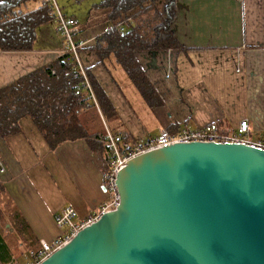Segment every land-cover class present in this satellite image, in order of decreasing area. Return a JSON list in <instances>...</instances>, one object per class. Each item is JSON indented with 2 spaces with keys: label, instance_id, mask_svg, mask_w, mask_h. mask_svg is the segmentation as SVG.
<instances>
[{
  "label": "crops",
  "instance_id": "1",
  "mask_svg": "<svg viewBox=\"0 0 264 264\" xmlns=\"http://www.w3.org/2000/svg\"><path fill=\"white\" fill-rule=\"evenodd\" d=\"M102 1L57 0L78 21L81 61L118 117L109 126L97 106L84 109L79 121L88 135L109 130L142 140L210 123L224 130L246 119L253 136H264V0H177L171 27L181 49L134 53L162 101L153 108L112 56L101 63L92 51L110 27L108 12L97 9ZM156 3L162 10L163 0ZM62 47L49 22L37 28L32 50L0 51V87L61 56ZM0 170L7 196L38 244L63 231L54 224L62 209L71 207L82 218L106 198L100 157L83 141L50 151L28 118L20 120L18 133L0 137ZM16 250L11 263L22 264L25 254Z\"/></svg>",
  "mask_w": 264,
  "mask_h": 264
},
{
  "label": "water",
  "instance_id": "2",
  "mask_svg": "<svg viewBox=\"0 0 264 264\" xmlns=\"http://www.w3.org/2000/svg\"><path fill=\"white\" fill-rule=\"evenodd\" d=\"M115 183V210L39 264H264V150L174 144Z\"/></svg>",
  "mask_w": 264,
  "mask_h": 264
},
{
  "label": "trees",
  "instance_id": "3",
  "mask_svg": "<svg viewBox=\"0 0 264 264\" xmlns=\"http://www.w3.org/2000/svg\"><path fill=\"white\" fill-rule=\"evenodd\" d=\"M157 1L103 0L97 9L108 12L110 27L95 40L92 49L101 63L109 56L114 58L150 108L162 106V101L134 53L181 49L171 27L177 0H163L162 10ZM50 10L46 0H0V51L32 50L37 28L51 22ZM125 21H129V26L120 31L118 24ZM74 75L68 56L61 55L0 87V137L5 139L18 133L20 120L28 118L50 151L64 143L83 141L100 157L105 172L110 152L103 136L88 135L79 121L80 113L91 101L81 86V78ZM86 76L96 105L110 126L118 120L116 112L88 70ZM117 134L130 139L125 134ZM5 219L12 233L20 239L19 245H25L28 250L39 248L0 181V221ZM11 262V245L0 233V263Z\"/></svg>",
  "mask_w": 264,
  "mask_h": 264
},
{
  "label": "built area",
  "instance_id": "4",
  "mask_svg": "<svg viewBox=\"0 0 264 264\" xmlns=\"http://www.w3.org/2000/svg\"><path fill=\"white\" fill-rule=\"evenodd\" d=\"M50 6L51 22L55 25V30L62 40V55L68 56V63H71L75 77H80L83 90L87 91L91 106H97L90 84L86 76V68L81 61L82 44L75 40V33L78 21L65 15L57 0H46ZM129 21L118 24V29L123 31L129 26ZM106 146L110 152V161L103 173V187L106 198L99 208L85 217H79L77 212L71 207L62 209L54 216L56 227L63 229L60 235L49 242L41 241L37 250L29 249L24 255L22 264H39L47 259L51 254L67 245L72 238L82 229L97 222L100 217L110 211L115 210L119 203L116 188V176L125 166L128 160L163 147L174 144L186 143H220V144H243L253 148L264 150V136H253L251 134L248 120H240L236 126H231L220 130L216 123H210L200 128L191 129L180 127L175 130H162L154 137H147L142 140L127 139L121 134L107 130L103 136ZM3 171L0 170V174Z\"/></svg>",
  "mask_w": 264,
  "mask_h": 264
},
{
  "label": "rangeland",
  "instance_id": "5",
  "mask_svg": "<svg viewBox=\"0 0 264 264\" xmlns=\"http://www.w3.org/2000/svg\"><path fill=\"white\" fill-rule=\"evenodd\" d=\"M8 222L5 219L4 221H0V233L6 239L8 243H10L11 248L13 249L14 247L17 248V253H20L24 255L27 252V247L25 245H19L21 242L19 238L15 236L14 233H12L10 226L7 225ZM24 262V260H22Z\"/></svg>",
  "mask_w": 264,
  "mask_h": 264
}]
</instances>
